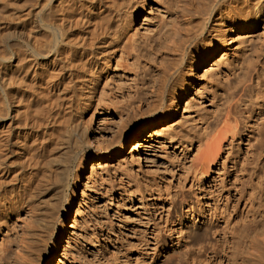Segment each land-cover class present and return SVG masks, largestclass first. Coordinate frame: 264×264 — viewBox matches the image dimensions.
<instances>
[{
  "label": "rangeland",
  "instance_id": "obj_1",
  "mask_svg": "<svg viewBox=\"0 0 264 264\" xmlns=\"http://www.w3.org/2000/svg\"><path fill=\"white\" fill-rule=\"evenodd\" d=\"M147 1L136 22L114 29L96 50L116 58L95 75L96 99L80 121L90 126L93 146L111 139L108 124L130 138L82 171L55 264H264V113L253 111L255 93L246 101L252 107L239 104L238 133L206 179L194 178L192 168L208 129L237 104L239 79L264 64V18L252 17L253 29L232 30L223 44L217 9L229 0ZM42 8L43 0H0V55L22 49L29 34L41 38ZM191 66L194 81L183 84ZM110 99L123 108L105 109ZM172 101L176 111L166 113ZM163 114L169 117L161 124L148 125ZM152 130L158 133L150 139ZM146 134L140 151H131ZM72 169L68 184L77 181ZM20 185L13 176L0 188L9 210L0 218V264H43L55 239L51 194L21 200ZM162 209L169 228L175 223L183 233L165 227Z\"/></svg>",
  "mask_w": 264,
  "mask_h": 264
},
{
  "label": "bare ground",
  "instance_id": "obj_2",
  "mask_svg": "<svg viewBox=\"0 0 264 264\" xmlns=\"http://www.w3.org/2000/svg\"><path fill=\"white\" fill-rule=\"evenodd\" d=\"M147 3V0H43L41 38L35 39L29 34V39L20 43L22 49H11L0 55V188L14 176L21 183L18 186L21 200L42 199L51 194L48 202L52 210L51 221L56 228L55 239L51 243L48 260L43 264H55L54 256L62 249L66 219L76 198L78 180L88 162L93 161L94 169L102 158L108 155L112 158L121 152L130 138L124 129L118 134L120 125L108 124L103 131L112 135L111 139L104 145L93 146L90 126L80 120L83 106L96 99L95 85H92L95 75L99 74L98 71L108 70L116 58L113 52L96 53L97 48L102 49L100 43L116 33L114 29L126 31L128 25L137 21ZM236 10L240 14H248L250 18L238 19L233 13ZM217 11L219 37L226 44L232 38V30L253 29L252 17L264 18V0H229ZM211 45L209 50L212 53L215 44ZM98 59L100 66H97ZM116 63L119 68L120 62L117 60ZM195 75L196 66H191L183 77V84H187L188 80L194 81ZM263 77L264 64L239 79L244 87L237 104L230 105L216 124L219 127L208 129L206 140L194 157L192 168L198 181L206 179L223 148L238 133L237 114L242 109L239 104L252 107L246 103L248 93H255L256 104L263 102L257 107L255 104L253 111L264 113ZM110 102V109L106 104L102 105L108 111H114L111 113L123 108L117 100L110 99ZM171 103L166 113L176 111L178 101ZM120 116L122 120V114ZM168 117L169 114H163L148 125L157 126ZM139 130L137 127L136 131ZM95 132L94 136L101 140L97 129ZM156 132L152 130L146 138L143 136L135 140L131 151H140V139H147V136L151 139ZM73 166L77 167L74 170V180L77 181L68 184ZM7 212V204L0 201V218ZM159 218L166 222L167 229L184 232L183 228L175 227V223L169 228V218L163 209ZM93 235L98 238L96 232ZM176 264H182V261L178 259Z\"/></svg>",
  "mask_w": 264,
  "mask_h": 264
}]
</instances>
